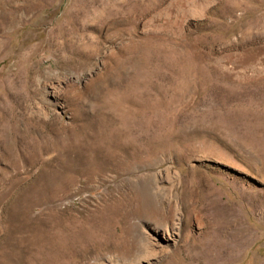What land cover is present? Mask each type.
I'll list each match as a JSON object with an SVG mask.
<instances>
[{
    "label": "rangeland",
    "instance_id": "1",
    "mask_svg": "<svg viewBox=\"0 0 264 264\" xmlns=\"http://www.w3.org/2000/svg\"><path fill=\"white\" fill-rule=\"evenodd\" d=\"M137 176L156 264H264V0H0V264H105Z\"/></svg>",
    "mask_w": 264,
    "mask_h": 264
},
{
    "label": "bare ground",
    "instance_id": "2",
    "mask_svg": "<svg viewBox=\"0 0 264 264\" xmlns=\"http://www.w3.org/2000/svg\"><path fill=\"white\" fill-rule=\"evenodd\" d=\"M128 170L137 173L140 169ZM124 190L121 201L132 207L137 222L132 223L129 217L121 218L120 234L99 259L107 254L105 264H156L157 258L147 251L163 248V243L174 242L180 236L181 226L187 219V206L183 199L174 203L157 183H148L142 176L132 178ZM107 223L108 220H103V228Z\"/></svg>",
    "mask_w": 264,
    "mask_h": 264
}]
</instances>
